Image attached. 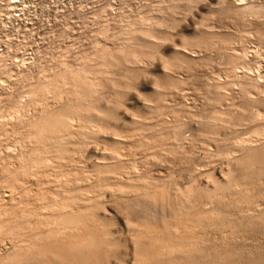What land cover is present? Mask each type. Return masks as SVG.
Returning a JSON list of instances; mask_svg holds the SVG:
<instances>
[{"label":"rangeland","instance_id":"rangeland-1","mask_svg":"<svg viewBox=\"0 0 264 264\" xmlns=\"http://www.w3.org/2000/svg\"><path fill=\"white\" fill-rule=\"evenodd\" d=\"M0 227L264 264V0H0Z\"/></svg>","mask_w":264,"mask_h":264},{"label":"bare ground","instance_id":"bare-ground-1","mask_svg":"<svg viewBox=\"0 0 264 264\" xmlns=\"http://www.w3.org/2000/svg\"><path fill=\"white\" fill-rule=\"evenodd\" d=\"M81 75V74H80ZM82 76V75H81ZM81 79V78H80ZM79 79V80H80ZM76 81V80H75ZM85 84V81H82ZM80 84V83H79ZM83 84V85H84ZM80 100V99H79ZM80 102V101H79ZM81 105V104H80ZM77 114V113H76ZM79 114V113H78ZM81 114V113H80ZM58 115V113L56 114ZM70 115V114H69ZM55 116V115H54ZM53 116V117H54ZM61 116V115H60ZM49 118V117H48ZM57 118V116H56ZM73 118V117H72ZM53 119V118H52ZM55 119V117H54ZM63 119V118H62ZM54 122V121H53ZM57 122V121H56ZM48 123V122H47ZM55 123V127L57 128V126L59 124ZM65 124V123H64ZM46 125V124H45ZM43 125H41L42 127ZM47 126V125H46ZM54 126V125H53ZM67 126H68V122H67ZM54 127V129H55ZM52 126H51V130H52ZM62 128V127H61ZM65 128V127H64ZM49 129V130H50ZM58 130V128H57ZM55 130V131H57ZM53 131V130H52ZM53 131V132H55ZM55 134V133H54ZM178 136V135H177ZM60 139V138H59ZM64 141V140H63ZM57 145V144H56ZM61 152V151H60ZM64 152V151H63ZM261 158V157H260ZM48 161V160H47ZM130 208V207H129ZM134 208V207H133ZM148 208V207H147ZM45 209V208H44ZM144 209V208H143ZM151 209V208H149ZM148 209V210H149ZM46 210V209H45ZM145 210V209H144ZM128 211H131L130 209H128ZM133 211V210H132ZM131 211V212H132ZM151 211V210H150ZM139 212V211H138ZM145 212V211H144ZM143 212V213H144ZM149 212V211H148ZM152 213V212H151ZM131 214V213H130ZM144 215V214H143ZM148 215V214H147ZM150 216V214H149ZM61 217V216H59ZM67 217V216H66ZM263 217V216H262ZM42 218V217H41ZM179 218V217H178ZM66 219V218H65ZM71 219V218H70ZM147 219V218H146ZM78 220V219H77ZM145 220V219H143ZM162 220L165 223H169L168 219L166 218V216L162 217ZM70 221V220H69ZM68 222V221H67ZM146 223V222H145ZM144 223V224H145ZM156 223V222H155ZM147 224V223H146ZM145 224V225H146ZM151 224V223H150ZM81 225V224H80ZM66 226V225H65ZM153 226V225H152ZM68 227V226H67ZM1 228V227H0ZM81 228V227H80ZM175 228V233L177 235H183L184 231L182 229V224L181 223H177L174 225ZM67 228L61 227V229H59L58 231H56L55 233H52L51 236H47L46 240H44V242L42 243V245L40 244L39 247L35 246V243L31 241L26 242V245H21L18 244L21 242V240H19V238L14 235L13 236V241L16 242L14 250L8 254L7 256H3L1 255V259H0V264H10L12 262H14V264H79L81 263L80 261H77L76 259H80L82 258V255L84 257V254L82 252V247L84 246V242L78 238H76L75 242H70L69 239L66 237V235L68 233H66ZM69 229V228H68ZM76 229V228H75ZM66 230V231H65ZM21 231V230H20ZM75 232V231H74ZM151 235V234H150ZM16 236V237H15ZM177 236V237H179ZM161 241V240H160ZM24 242V241H23ZM52 242V244H51ZM162 244V243H161ZM11 247V246H10ZM85 247V246H84ZM148 247V246H147ZM86 250V248H84ZM9 250V248H8ZM84 250V251H85ZM6 251V250H4ZM87 251V250H86ZM162 251V250H161ZM176 251H179L178 249H175L173 251H171L170 256H174L176 255ZM69 252V253H67ZM154 252V250L152 251ZM155 257H163L165 254L155 251ZM3 253V252H2ZM72 253H76L77 255H79V257H77L76 259H72ZM88 253V252H87ZM144 257V259L146 261L152 262L151 258V253H147V254H143L142 255ZM178 257V256H177ZM185 257V256H184ZM193 259H196L195 257H191ZM180 259V258H179ZM192 264H196L195 262H193ZM198 264V263H197Z\"/></svg>","mask_w":264,"mask_h":264}]
</instances>
